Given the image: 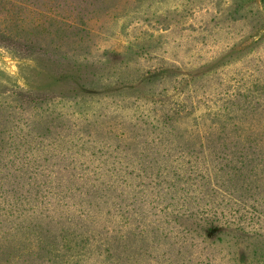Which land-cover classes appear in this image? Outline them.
<instances>
[{"label": "trees", "instance_id": "1", "mask_svg": "<svg viewBox=\"0 0 264 264\" xmlns=\"http://www.w3.org/2000/svg\"><path fill=\"white\" fill-rule=\"evenodd\" d=\"M50 1L133 25L137 70L73 48L41 89L0 94V264H264L252 0Z\"/></svg>", "mask_w": 264, "mask_h": 264}, {"label": "rangeland", "instance_id": "2", "mask_svg": "<svg viewBox=\"0 0 264 264\" xmlns=\"http://www.w3.org/2000/svg\"><path fill=\"white\" fill-rule=\"evenodd\" d=\"M49 1L0 0V32L10 35L14 42L0 43V94L41 89L49 82L43 76L64 68V61L58 59L73 48L90 50L104 75L117 71L128 75V79L135 76L137 65L130 54L138 45L134 43L135 48L132 43L133 25L128 28L126 23L105 19L73 21L70 8L57 7ZM250 7L259 16V29L255 38L249 40L252 43L264 37V0H252ZM151 32L149 37L143 36L146 42L150 45L161 42Z\"/></svg>", "mask_w": 264, "mask_h": 264}]
</instances>
